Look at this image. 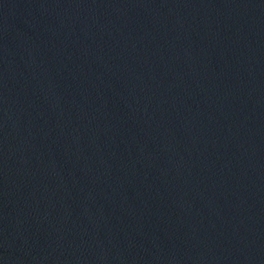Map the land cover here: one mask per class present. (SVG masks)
<instances>
[{
  "label": "water",
  "instance_id": "1",
  "mask_svg": "<svg viewBox=\"0 0 264 264\" xmlns=\"http://www.w3.org/2000/svg\"><path fill=\"white\" fill-rule=\"evenodd\" d=\"M0 264H264V0H0Z\"/></svg>",
  "mask_w": 264,
  "mask_h": 264
}]
</instances>
